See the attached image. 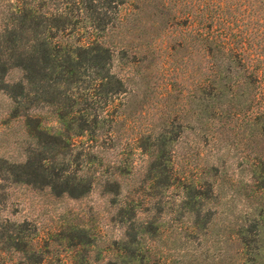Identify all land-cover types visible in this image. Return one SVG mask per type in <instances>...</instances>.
I'll return each mask as SVG.
<instances>
[{
	"label": "rangeland",
	"instance_id": "1",
	"mask_svg": "<svg viewBox=\"0 0 264 264\" xmlns=\"http://www.w3.org/2000/svg\"><path fill=\"white\" fill-rule=\"evenodd\" d=\"M16 1L0 0V30ZM207 14L220 36L228 35L229 43L242 51L243 61L262 73L264 0H124L114 27L98 39L111 55V74L123 85L121 93L107 99L86 97V89L97 81L90 68L77 84L57 86L61 95L55 85L32 90L24 84L20 93L13 85L23 81V73L17 68L8 72L0 91L1 264H35L40 258L45 264H132L134 235L144 241L136 254L147 257L143 264H204L206 256L221 249L233 253L235 245L213 244L215 230L204 235L206 224L217 229L222 221L215 195L191 203V212L174 180L194 181L197 190L200 180L203 192L211 182L216 193L221 190L224 211L236 213L243 211L244 196H237L236 185L248 180L240 158H264V135L252 139L247 121L254 90L245 84L223 89L227 80L216 79L212 67L221 62L223 50L211 56L199 45V21ZM80 38L74 34L69 42L76 46ZM83 39L82 44L88 42ZM58 41L65 43V38ZM109 82L117 87L114 79ZM202 83L211 86L205 91L206 107L199 99ZM217 84L220 89L212 88ZM64 95L78 100L75 110L98 111L107 104L103 116L116 118L115 123L94 138L84 134L58 140L63 126L56 112L70 104ZM162 136L173 180L170 186L157 183L149 189V158L142 148ZM43 159L61 186L65 177L75 176L91 188L83 195L53 194L36 176ZM29 161L31 166L24 168ZM257 204L264 210V195ZM141 219L150 222L146 239L137 235ZM190 221L196 222L195 231L186 229Z\"/></svg>",
	"mask_w": 264,
	"mask_h": 264
},
{
	"label": "trees",
	"instance_id": "2",
	"mask_svg": "<svg viewBox=\"0 0 264 264\" xmlns=\"http://www.w3.org/2000/svg\"><path fill=\"white\" fill-rule=\"evenodd\" d=\"M123 4L124 0H17L6 24L0 30V91H4L5 76L13 68H17L23 73V81L13 85L19 89L20 93H23L24 84L32 90L51 89L52 85H55L54 92L58 95H61L62 91L57 86L69 87L77 84L82 80L81 78L86 77L85 70L90 68L95 73L97 81L92 88L86 89L88 99H107L112 93H121L123 88L121 80H117L111 74L112 59L109 50L102 46L98 39L110 27H114L113 22L117 19L118 10ZM201 17L205 21H199V45L203 46L211 56H214V52L223 50L221 62L212 64L216 79L227 80V83L223 84V89L227 91L236 90L243 84L254 90L255 94L249 97L251 111L247 115V121L251 128L250 137L254 139L263 136L264 71L258 73L252 63L243 61L241 53H238L242 51L229 43L228 35L220 36L222 32L219 33L212 26L213 21L210 20V15ZM74 34L81 36L76 46L69 42ZM58 38H65V43L58 41ZM83 38L88 42L82 44ZM242 46L240 48H243ZM110 79L115 80L117 87L113 88L110 85ZM207 87L211 86L206 83L199 85V93L202 95L199 99L205 107L210 105L206 102L209 94L205 92ZM212 88L220 89V85L217 84ZM65 96L70 104L56 112L57 119L63 126V132L57 135L58 140L63 138L65 141H71L72 137H85L84 134L94 138L99 129L115 123L116 118L103 116L106 114L107 104L98 111L91 107L75 110L74 106L78 100L75 101L72 96ZM254 104H258L256 109H254ZM167 144L166 138L162 136L153 143L141 147L149 158L146 179L149 189L157 183L170 186V181L173 180L172 172L169 171L172 159L167 155ZM30 166V161L23 165L24 168ZM39 168L41 172L36 176L41 178L42 184L49 187L53 194L73 196L80 193L83 195L87 189L91 188L90 183L78 180L75 176L65 177L66 180L61 186L58 183L57 175L48 173L46 159L40 160ZM240 168L248 175V180L243 182L242 179L236 185L238 187L237 196L240 192L244 193L243 211H236V213L224 211L223 204H221V190L219 189L216 193L211 182H206L208 189L207 192H203L200 180L199 190H197L196 182L185 184L182 178L177 180L174 177V180L181 186L182 204L189 210H193L189 207L191 203H201L212 199L215 195L217 200L215 208L219 214L218 218H222V221L218 222L219 228L217 229L211 227L214 225L211 222L206 224L204 235L215 230V243L213 244L230 243L236 246L232 254L221 249L217 255L206 256L203 260L204 264H264L262 240L264 210L257 204L264 195V158L258 155L241 157ZM27 176H31V174ZM18 180L21 182L20 179ZM133 214L136 218L137 207L133 209ZM194 215L197 217L198 212H195ZM148 224L150 222L139 220L137 235L143 239L147 238L145 229ZM186 229L195 231L197 229L196 222L190 221ZM156 231H158L157 227ZM9 238L11 239L12 236ZM132 242L136 249L130 255V262L143 264L147 257L143 254H136L142 252L144 241H139L134 235ZM9 246H15L12 247L15 251L20 250L13 242ZM44 260V258H40L35 264H45Z\"/></svg>",
	"mask_w": 264,
	"mask_h": 264
}]
</instances>
